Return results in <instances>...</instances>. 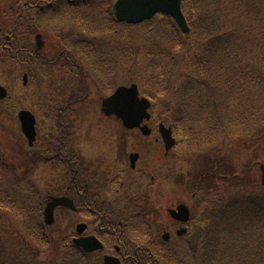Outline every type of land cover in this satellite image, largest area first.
Instances as JSON below:
<instances>
[{
  "label": "rangeland",
  "instance_id": "374dc122",
  "mask_svg": "<svg viewBox=\"0 0 264 264\" xmlns=\"http://www.w3.org/2000/svg\"><path fill=\"white\" fill-rule=\"evenodd\" d=\"M19 1L22 0H0V30L9 29L10 26H13L14 20L11 19L13 16L11 10H13L12 8L17 9L16 4ZM48 1L28 0V3H39L43 5L47 13L41 15V11H39V14H36L34 10H23L21 18L18 20L19 26L16 29L31 25L32 23H39L40 26H44L47 30V36L44 32L46 38L45 49L37 52L36 56L38 61L35 65V68L40 69V74H44V76L40 75L35 77L33 82L36 83L35 87L38 90L37 96L39 101L48 107H52L54 101H56V105L59 106L65 102L70 103V101L74 99L72 103L63 110V112L67 111L66 114L69 115V122L64 133L69 139L68 144H64L63 148L66 153H70L73 156L70 159L71 165L74 167L73 173H75L76 170L73 183L79 184L80 188L83 190L85 188V190L81 192H85L84 194H86V203L89 210H91L90 212L95 211L103 214L105 220L108 222L114 221L112 220L114 215L116 217H121L123 223H121L122 226L119 227V232L123 236H134L139 232L145 231L148 239L156 241L158 240L157 237L160 238L166 231H172L174 225H176L170 218L168 209L176 207L177 204H185L188 205L192 211L195 210L194 206H196V199L192 201V193L188 192V189H190L188 184L190 186L192 185L190 180H193V183H198L196 184V188L198 189L205 188L209 185L212 189L208 190L212 193L215 192L216 189H221L223 196H225L223 193L224 190L227 192L228 188L234 189V191L231 192L233 194L232 197L228 196L227 201H229V197L234 201L237 198L246 200V198L248 199L252 195H264V192H262L264 191V187L260 184V165L264 163V148L260 150V153L258 151L256 156L257 148L255 145L261 139L260 137L264 138V133L260 134V129H255V126H249L248 123L240 127L228 129L229 118L227 112L230 109L232 116L237 118L240 115L239 102L243 100L245 95V92L241 91V89L234 91V88L240 83L237 77H235L236 74H232V69H230L227 74H224L225 85L214 86L212 90L206 87L204 91L201 90L203 93L195 90L187 94L189 99H182L183 105L176 103L174 93L179 85V80H176V78L180 79L183 77L188 49L197 47L195 44L194 47H191L189 44L186 47V42L188 40L187 36H189L192 31L193 33L195 32L194 24H191L188 20L191 31L188 35L183 34L187 36H185L183 42L180 43V49L176 48V50H174L171 48V41L168 40V35L165 33L162 25L155 22L153 26L156 27L155 32L158 38H153L151 36L150 42H146L147 44L145 43L146 46H144L142 39L147 40L149 37V32L145 27H143L144 30H141L142 28L131 29L127 26H121L117 29L122 36H115V34H112L110 31L108 27L109 24H104V21H109V23L112 22L111 9L115 0H98L99 3L95 8L97 10L92 15L94 20L102 22V25L99 27L92 26L95 32L90 36L83 32V17L90 14L85 13L83 10H75L73 15L69 14V16H67L64 8L61 10L57 7L45 8ZM96 1L97 0H89L86 4ZM210 1L211 4L209 8L207 3L204 2L203 10H206L209 17L212 19L220 18L225 8L224 0H218L219 4L217 0ZM54 2L56 3V1ZM27 28L28 27L25 29ZM76 28H78L80 35L76 33ZM219 29L224 30L223 23H221ZM39 30L41 29L39 28ZM56 30L61 31L66 36H70L68 41L78 42L76 45L79 46L88 40L89 42H91V40H96L95 42L98 46L92 44L89 47H91V49H96L95 51L98 52L100 59L97 62L102 64V74L99 73L97 68L95 69V67H93L94 65L88 67L87 64H85L87 58L83 56L80 51H73L76 48L74 46L69 47V49L67 48L69 50L67 56L60 54L62 51L48 53L47 50L52 46L47 37H50L53 41L58 40V42H55L56 47L53 46V50L56 49L60 51L61 48H64L59 42V38L55 37L56 34L58 35ZM14 31L12 30L11 33H6L10 35L5 37V47L6 43L9 42L8 45L10 46L14 45L17 41L19 44L18 46L32 48L34 44L33 41L30 40V35H32V33L29 35L26 31V33L22 32L19 34L16 32L17 30L14 29ZM110 35L118 39L117 43L112 42V45H110L109 48L111 52H109L107 46V43L109 44L111 42H109ZM130 38L131 44L133 45L132 48L137 49V54H133L135 60L128 57V55H130L131 45L125 51H123L125 47H121L122 45H120V47L118 46V44H125L127 46ZM157 42H159L158 49H166V51L170 50L174 52L178 61L174 64L171 72L173 78L169 76H166L165 79L159 78L152 88L150 86L148 87V91L154 95L152 98L153 103L157 104L159 112H164V116L168 118H166V122L169 123L172 119L178 121L179 116L175 115V111L180 108V116H184L187 119H185L184 123L188 125L190 129L189 133L192 132L197 135V141L199 142H195L193 138L176 136L175 133V138L177 142L180 143L179 146L181 148H179V150L176 148L175 150L173 149L167 156L162 145L155 141L157 134H153V137H148L140 134L139 131L122 129L121 123L118 122L119 120L106 117L101 112V98L106 97L107 94L118 87L139 84L141 90L142 87L144 88L146 84H143L141 87L140 82L148 83L146 76L152 75L142 74L148 64L146 55L150 48H152V45ZM102 45H106L108 49L104 50L105 48L101 47ZM99 47L104 51H97ZM247 53L251 56L253 55V53L250 54V50H248ZM102 54H104L105 57L101 58L100 55ZM192 56L193 54H190L189 59ZM252 57L258 59L256 55ZM166 59L169 61V57ZM250 59L253 60V58ZM240 60L241 56L237 59L239 68L242 65ZM67 64H71L72 69H75L76 66H80L82 68V75L86 76V79L78 78L76 73H72L73 75L71 76V72L65 67ZM260 68L259 63L255 64V61H253L250 68L245 70L253 74H239L245 87L252 86L248 85L246 78H251L254 82L255 75H257L254 73H257ZM22 71V68L20 72L13 70L12 63L8 59H6V62L3 59V62L0 63V80L9 81L12 84L11 77L14 79L19 77ZM74 71H78V69ZM130 72L135 74H127ZM194 74L201 73L194 72ZM37 83H39V86H37ZM259 85L252 86L251 89L257 92L258 95H260V90L256 89H259ZM20 88L21 86L18 83L13 89L10 87L8 88L9 93L12 94L13 97H16L18 102L23 99V96L20 95L21 92H16L20 90ZM157 94L159 95L160 102H157L155 99ZM231 94L234 95L231 96ZM203 95L207 97L206 101L202 98ZM227 97L228 99L226 101ZM226 102L229 103V108H226ZM25 107L27 108V105H25ZM0 109L3 108L0 107ZM195 111L197 114L193 116ZM211 115L213 117H219L217 122L221 127H224L220 132H215L218 125L214 123L210 125L209 121L212 118ZM59 121L62 122V118H59ZM254 123L255 121L252 120L253 125ZM54 126L55 125H52L51 130ZM202 126L207 128L214 126L212 131L213 133L215 132V134H211L212 139H208L210 134L208 131H205V129H202ZM256 126L259 128L258 125ZM152 127L155 129L153 124ZM263 128L264 126L261 130ZM59 129H61L60 124ZM226 131H228L227 134ZM18 132V123L15 117L12 118L6 111L3 112V110H0V192L2 190L12 194L13 191L16 190L18 195H15V198H17V196L22 199L30 198L28 201L29 204H32L34 200L31 197V191H25L24 186H22L24 189H19L21 185L26 184L30 188H38V191L41 190L44 197L50 195L49 193H58L60 197H64L65 191H53V187L59 185V174L52 172L53 169L51 166L39 167V162L37 161L40 159V152L36 155L26 154V149H24L26 146L24 145V141L22 143L20 141L21 138L19 136L17 137ZM258 135H260V137ZM57 137V135L53 137V140ZM44 144L45 143L41 144V147L45 150L46 147ZM52 144L51 142L45 145L51 146ZM252 146H254V148ZM51 148L52 146L50 149ZM131 153L139 154V160L137 162L139 170L136 172L138 173L136 175L140 177L141 180H139V182L143 184V188L137 191L136 194H130L128 196V193H135V191H129L131 183L138 181H134L131 176H136L135 174L127 173L130 162L129 156ZM51 160L54 159L45 158V161L49 162ZM62 161L63 159H57L53 161V163L61 165ZM1 163H3V167H1ZM230 168L232 169L231 172ZM148 169H152L153 173L160 176L159 182L156 179L155 181L152 180L151 176L146 179L141 177L145 176V173L140 174L141 170L145 172ZM148 172L149 171L146 173ZM233 172L235 173L233 174ZM62 173L65 174V171H62ZM60 178L62 181L63 176ZM116 178H120V185L122 184L121 190L119 189L120 186L113 187L112 185L113 179L116 180ZM14 183L16 188L10 189L11 184ZM58 190L62 191V188ZM117 190L120 191L117 192ZM212 196L215 197V195ZM261 198L260 196H256L257 200ZM210 199L211 198H207V201ZM41 200L42 199H40V201ZM147 202L148 206L154 211L163 208V217H159L156 212H152V216L147 217ZM126 206H128L132 212V218L130 219L126 218L130 215L126 213ZM224 207L223 211H225L226 215L229 210H227V205ZM235 214L237 215V213ZM8 220V215L0 213V227L11 230L9 234L10 238L17 236L13 242L14 248L21 249L24 247V250L28 252L26 245L30 243L29 247H31L32 251L29 257H24L26 258L25 262L27 264H59L58 260L61 259L63 248L60 249L57 243L64 237L72 238L76 233V225L78 223L87 222L89 223L90 229L94 224V221L93 224H91L92 221L91 223L87 220L84 222L85 220L79 219V217L76 214H72L71 211L62 213L57 210L55 225L50 227V229L49 227L43 226L47 238L44 246L30 239H28V243L25 242L22 235H17V232L11 229ZM147 223H149L150 226L147 225ZM231 229L232 227L228 226V224L222 227L217 225L215 239H220L222 241L223 247L221 245L220 250H223V252H225L223 248L229 244L228 241L227 245L223 242V240H225L224 236H228L227 232L228 230L231 231ZM148 231L156 235L158 234L157 237L149 235L150 233ZM20 236H22V239L18 238ZM257 241L258 239L256 237L245 239V242L249 243H257ZM134 242L138 247V243L136 241ZM176 244L177 242H175L174 245ZM211 246L212 242L209 244V249L206 250L204 244L203 247H200L203 249L200 256L198 255V257H195L186 251L184 244L180 243L179 251L181 250L184 254V261L180 264H196L198 261L202 264H212L213 260L220 261L221 255L223 254L222 251L213 252ZM150 247L153 249L156 245L150 244ZM232 259L234 260L233 257ZM249 260H251V258L247 261ZM99 262L100 260H98L97 256H89L85 259L84 263L80 264H99ZM230 263H232L231 260Z\"/></svg>",
  "mask_w": 264,
  "mask_h": 264
},
{
  "label": "trees",
  "instance_id": "16d2710c",
  "mask_svg": "<svg viewBox=\"0 0 264 264\" xmlns=\"http://www.w3.org/2000/svg\"><path fill=\"white\" fill-rule=\"evenodd\" d=\"M204 2L207 3L209 8L211 4L210 0H183V7H185L187 19L191 24H194L193 26L195 27V32L193 33L192 31L193 34L191 33L189 36L185 35L188 39L186 47L188 44L191 47H194L195 45H197V47L188 49L183 77H179L180 79L176 78V80H179V85L175 89L176 92L174 93L176 103L183 105L182 99H189L187 94L194 92L195 90L203 93L201 90L204 91L206 87L212 90L214 86L225 85L224 74H227L230 69H232V74H236L235 77H237V80L240 83L234 88V91L241 89V91L245 92V95L243 100L239 102L240 115L237 118L232 116L230 109L228 110V129L238 126L240 127L245 125V123H248L249 126H255V129H260V134H263L264 128L262 130L261 128L264 126V0H224L225 8L223 9L221 17L217 19L210 18L206 10H203ZM111 19L114 21L112 16ZM155 22L162 25L165 33H167L168 40L171 41V48L174 50H176V48L180 49V43L183 42V38L185 36L180 32L175 23L167 16L159 15L151 22L139 26H128V28H142L141 30H144L143 27H145L149 32V37L147 40L142 39V42L143 45L146 46L145 43L150 42L151 36L153 38H158L155 32L156 27L153 26ZM113 23L115 24L116 22L114 21ZM221 23L224 25V30L219 29ZM115 35L122 36L119 34L118 30L115 31ZM131 38L128 43L129 47L131 45L129 52L130 55H128V57L135 60L134 55L137 54V49L132 48L133 45L131 44ZM110 45H112V43H107L108 48ZM158 48L159 42L154 43L146 55L148 58V64L142 74L152 75L146 76L148 83L140 82L141 87L143 84H146L144 88L149 86L152 87L159 78L165 79L166 76L173 78L171 72L174 64L178 61L177 56L170 50L166 51V49ZM110 50L111 49L109 48V52H111ZM248 50H250V54L253 53L252 56H258V59L249 55L247 53ZM190 54H193V56L189 59ZM83 55L85 56V53H83ZM96 56L97 54H91V56L87 57L85 64H87L88 67L94 65L93 67H95V69L97 68V70L101 71L102 64L100 62H94V60H96ZM240 56V62L242 65L239 68L237 65V59ZM167 57H169V61L166 59ZM250 58H253V60ZM253 61H255V64L259 63L261 68L257 73H254L257 74L255 75L254 82L251 78L246 79L248 81V85L255 86L260 84L258 86L259 89H256L260 90V95L251 90L252 86L245 87L242 83L241 77H239V74H253L245 71L250 68ZM194 72L201 74H194ZM127 74L135 73L130 72ZM82 77V79H86V76ZM144 88L142 87V89ZM233 95L234 94H231V96ZM202 98L204 101L207 100V97H204V95ZM227 99L228 97L226 98V101ZM226 108H229V103L227 102ZM64 109L65 107L62 108V110ZM180 111V108L175 111V115L179 116L178 121L173 120V116L171 117L172 120L170 121V124L175 130H177V128L180 130L185 124L184 121L186 117L180 116ZM66 112H63L60 117L62 118L61 123L64 129L67 127L69 122V117H64ZM195 114H197L196 111L193 113V116H195ZM162 117L165 120L167 118L164 116V112L162 113ZM217 119H219V117L212 116L209 122L210 125L213 123L218 125L215 132H220V130L224 129V127L219 125ZM252 120L255 121L254 125L252 124ZM256 125H258L259 128ZM184 128L186 129V127ZM213 128L214 126H211L210 128L202 126V129H205V131H208L210 134L208 139H212L211 136L215 134V132L213 133L212 131ZM188 132H190V129H188L187 133ZM227 132L228 131H226V134ZM190 135L192 137L197 136L192 132ZM258 136L260 137V135ZM260 138L261 139L255 144L257 148L256 156L258 151L260 153V150L264 148V138ZM252 147L254 148V146ZM231 171L232 169L230 172ZM234 173L235 172H233V174ZM15 195L18 194L13 192L6 198L1 196V213L8 215V223L11 225V229L16 231L17 235H22L25 242L28 243V239H30L33 242L36 241L38 244L45 246V240H47V238H41L36 235L34 224L28 215L27 210L33 209L32 204H29L28 201L30 199H22L18 196L15 198ZM229 196L232 197V195ZM256 196H260L262 198L257 200ZM256 196L252 195L248 199L246 198V200H240L236 197L237 199L234 201L229 197V201L225 203V206H228L227 210H229V212L226 213L227 224L232 227L231 231L228 230L227 232L228 236L224 237L225 240H223L226 245L227 241L229 243L223 248L225 252L220 250V246L222 245L223 247L222 241L220 239H215V233L222 211L219 214H217V211L215 210L211 212V215L216 218H210L209 216L202 217L201 221L207 224V240L204 243V248L208 250L210 240H212L211 247L213 252L220 250L223 253L221 255V260H213L212 264H264V195L260 194ZM220 200L222 199L220 198ZM35 209H39L38 206H36ZM234 212L237 213V215ZM36 224H40L39 220ZM37 229L41 231V228ZM10 232V229L7 230L6 228L4 229L0 227V264H27L25 262L26 258L24 257H29V254L32 251L31 247H29L30 243L26 245L28 252L24 250V247L21 249H15L13 242L17 236L10 238ZM22 236L18 238L22 239ZM255 237L258 239L257 243L245 242L246 238ZM250 258L251 260L247 261ZM230 260L232 263H230ZM58 261L59 264H80L76 256L67 251ZM175 263L176 262L172 260V258L165 259L163 262V264Z\"/></svg>",
  "mask_w": 264,
  "mask_h": 264
},
{
  "label": "water",
  "instance_id": "95a60500",
  "mask_svg": "<svg viewBox=\"0 0 264 264\" xmlns=\"http://www.w3.org/2000/svg\"><path fill=\"white\" fill-rule=\"evenodd\" d=\"M158 12L174 16L183 32H189L186 19L181 13V0H119L113 8V14L119 22L130 24L141 23ZM145 104L138 98L137 87L133 86L130 89H119L113 97L104 100L102 110L106 115L116 116L123 121L125 126L134 129L140 127L144 119H149ZM166 134L170 140V131H167ZM261 171L262 184L264 185V165L261 166ZM58 205L65 204L56 202L50 204L48 209L53 210ZM93 244V242H89V245L85 247L91 251L94 249Z\"/></svg>",
  "mask_w": 264,
  "mask_h": 264
},
{
  "label": "flooded vegetation",
  "instance_id": "af4514ba",
  "mask_svg": "<svg viewBox=\"0 0 264 264\" xmlns=\"http://www.w3.org/2000/svg\"><path fill=\"white\" fill-rule=\"evenodd\" d=\"M20 49H22L26 53L23 56H25L27 58L26 62H29L31 59L35 58L34 55L39 50L43 49V47L40 48V49H37L36 46H35L34 50H31V48H30V50L27 49V48L25 49V47H21ZM15 58H17L18 63H21L20 56L15 55ZM25 74H29V73H25ZM23 79H24V81H26V84L28 85L29 82H30L31 76L30 75H26V77H24ZM0 106H1V104H0ZM17 137H18V134H17ZM155 141H156V143H159L158 139H156ZM61 155L62 154H56L55 157H61ZM72 157L73 156L71 155L70 159ZM65 159H66V164L67 165H71V162H70V160L68 159L67 156H65ZM137 169H138V167H137ZM114 180L115 179H113V181H112L113 187H114ZM76 189L78 190V194L76 193V196H73V195L72 196L75 199L77 205L78 206H82L84 204H87L86 203V194H84L85 192H81V191H84V190L80 188L79 184H76ZM180 206H182V205L181 204H177V206L175 208L177 209ZM80 212H82V208L80 209ZM152 212H156L159 215V217L163 216L162 209L160 211L159 210H155V211L150 210L148 214L150 216H152ZM95 214L98 215L99 213L96 212ZM187 223L188 224H186V223H176V228L177 229L179 228V229L187 232V229L188 228L190 229V227H191V216H190V219L188 220ZM101 230H103V229H101ZM106 231H108L109 235H112V236L113 235H116V236L118 235L117 231L111 229L110 226H107ZM176 232H177V230H176ZM170 234L172 235V232H170ZM119 237H122V235L120 234ZM137 249H138V251H142V248H137ZM172 250L175 252V249H172ZM104 252H105V255H111V256L117 257L118 259L121 260L122 264H141L142 260H149L145 264H151L150 261L156 259L154 256H150L148 258L147 254H144V259L139 258L137 255H135V257L132 258V257L129 256V254L131 253V248H128L125 244H122L120 241H118L114 246L106 248V250ZM100 254H104V253H100ZM101 257H102V255H98V259L101 258ZM131 261H133V263H131Z\"/></svg>",
  "mask_w": 264,
  "mask_h": 264
}]
</instances>
